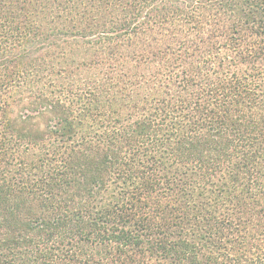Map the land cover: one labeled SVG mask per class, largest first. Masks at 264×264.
I'll return each mask as SVG.
<instances>
[{"label": "trees", "instance_id": "16d2710c", "mask_svg": "<svg viewBox=\"0 0 264 264\" xmlns=\"http://www.w3.org/2000/svg\"><path fill=\"white\" fill-rule=\"evenodd\" d=\"M0 264H264V0H0Z\"/></svg>", "mask_w": 264, "mask_h": 264}]
</instances>
